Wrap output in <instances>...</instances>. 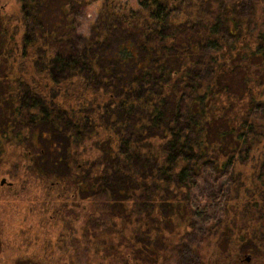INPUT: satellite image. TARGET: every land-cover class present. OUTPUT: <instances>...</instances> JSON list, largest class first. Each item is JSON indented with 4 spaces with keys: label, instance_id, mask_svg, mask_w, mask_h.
Returning a JSON list of instances; mask_svg holds the SVG:
<instances>
[{
    "label": "trees",
    "instance_id": "trees-1",
    "mask_svg": "<svg viewBox=\"0 0 264 264\" xmlns=\"http://www.w3.org/2000/svg\"><path fill=\"white\" fill-rule=\"evenodd\" d=\"M12 2L0 0V148L49 131L58 178L23 150L48 191L106 194L72 202L77 225L53 206L60 235L16 264L238 258L245 188L252 217L264 203V0Z\"/></svg>",
    "mask_w": 264,
    "mask_h": 264
},
{
    "label": "rangeland",
    "instance_id": "rangeland-1",
    "mask_svg": "<svg viewBox=\"0 0 264 264\" xmlns=\"http://www.w3.org/2000/svg\"><path fill=\"white\" fill-rule=\"evenodd\" d=\"M121 1L132 6H136L137 3V0ZM12 3V0H3L6 8L10 7ZM98 5V3L93 4L87 8L89 16L85 23L82 21L80 32L85 31L89 20L92 21L96 16ZM42 132L44 136L40 139V142H36L38 147L33 145L30 140H26L23 148L13 144H6L5 147L0 148V180L2 178L6 180L4 184H0V264H16L18 260L27 259L30 255L41 256L45 254L44 242L46 240L54 242L60 235L57 227L48 221L45 222L53 206H56L69 218L74 219L73 224L77 225L81 222L82 217L78 215L75 219V212L71 209L72 202L75 206L76 202L83 201L88 196L93 195H95V200H99L101 203L106 200L103 189L99 192H79L72 197L69 191L59 193L57 188L48 191L50 179H42L36 173L39 171L34 169V164L38 167L39 163L30 160L31 156H28L25 151H31L32 156L34 154L42 156V162H46L53 169L51 172H55L54 177L56 178H58L60 172L63 173L66 169L62 161V157H65L61 148L63 145L62 138L59 136L52 138L49 131L42 130ZM33 140L36 141V138H33ZM24 149L25 151H23ZM51 172L48 173L51 174ZM57 185V183L52 184V187H57ZM66 185L67 190H69L70 185L67 183ZM247 188L250 189L251 187L247 186ZM46 192H50L49 198H45ZM258 196L261 198L260 194ZM47 199H49L48 202L50 201V206L47 204ZM83 204L86 205V202L83 201ZM73 224L71 222V225ZM67 226L70 225L66 223ZM238 247L241 252V242L238 243ZM80 259L81 261L85 260L83 256Z\"/></svg>",
    "mask_w": 264,
    "mask_h": 264
},
{
    "label": "flooded vegetation",
    "instance_id": "flooded-vegetation-1",
    "mask_svg": "<svg viewBox=\"0 0 264 264\" xmlns=\"http://www.w3.org/2000/svg\"><path fill=\"white\" fill-rule=\"evenodd\" d=\"M249 188L246 189V200L243 205L245 223L241 234L242 249L238 258L231 264H264V203L261 200L255 202L257 208L256 219L251 216V208L254 204L251 200Z\"/></svg>",
    "mask_w": 264,
    "mask_h": 264
},
{
    "label": "water",
    "instance_id": "water-1",
    "mask_svg": "<svg viewBox=\"0 0 264 264\" xmlns=\"http://www.w3.org/2000/svg\"><path fill=\"white\" fill-rule=\"evenodd\" d=\"M5 178H2L1 180H0V184L2 185V184H4L5 183Z\"/></svg>",
    "mask_w": 264,
    "mask_h": 264
}]
</instances>
